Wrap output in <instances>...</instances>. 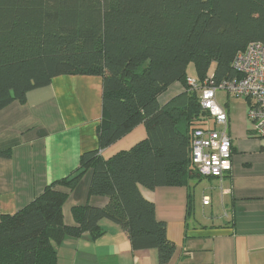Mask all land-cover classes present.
I'll use <instances>...</instances> for the list:
<instances>
[{"label": "trees", "instance_id": "obj_1", "mask_svg": "<svg viewBox=\"0 0 264 264\" xmlns=\"http://www.w3.org/2000/svg\"><path fill=\"white\" fill-rule=\"evenodd\" d=\"M250 43L264 45V0H0V111L25 105L29 92L59 76L99 77L103 89L98 148L83 152L70 175L25 207L0 215V264H56L64 240L101 237L102 220L121 228L133 251L153 249L158 264H169L175 245L139 189L184 187L200 178L190 140L208 120H200L206 114L189 92L188 68L199 81L209 74L216 84L239 79L232 63ZM176 83L182 93L161 104ZM139 125L144 140L101 157ZM89 170L88 195L107 205L72 208L75 225L66 226L68 193L56 188L72 191Z\"/></svg>", "mask_w": 264, "mask_h": 264}, {"label": "crops", "instance_id": "obj_2", "mask_svg": "<svg viewBox=\"0 0 264 264\" xmlns=\"http://www.w3.org/2000/svg\"><path fill=\"white\" fill-rule=\"evenodd\" d=\"M182 91L176 83L158 100L165 104ZM102 94L99 77L59 76L47 87L29 92L25 105L14 102L0 111V152L11 154L0 158V215L25 207L46 186L70 175L83 152L98 148ZM222 97L231 139V172L221 181L199 179L209 186L198 194L197 202L196 178L184 187L139 189L154 205L156 219L165 223L166 237L175 245L169 264H264V141L248 135L245 103ZM145 137L139 125L100 155L108 159ZM91 176L87 171L72 191L56 188L68 193L62 207L64 225H75L72 208L107 205L106 198L88 195ZM204 197L210 200L208 206L202 205ZM100 226L104 233L96 239L83 234L64 240L56 248V264H158L155 250L133 251L121 228L106 220Z\"/></svg>", "mask_w": 264, "mask_h": 264}, {"label": "built area", "instance_id": "obj_3", "mask_svg": "<svg viewBox=\"0 0 264 264\" xmlns=\"http://www.w3.org/2000/svg\"><path fill=\"white\" fill-rule=\"evenodd\" d=\"M232 68L239 79L216 84L209 74L203 81L193 76L186 79L189 92L196 95L208 126L193 131L190 140V160L196 175L202 179L223 180L231 172V139L227 134L228 119L217 96L247 99L248 135L264 141V45L250 43L238 53ZM208 197L202 205L208 206Z\"/></svg>", "mask_w": 264, "mask_h": 264}, {"label": "rangeland", "instance_id": "obj_4", "mask_svg": "<svg viewBox=\"0 0 264 264\" xmlns=\"http://www.w3.org/2000/svg\"><path fill=\"white\" fill-rule=\"evenodd\" d=\"M188 73H189V76H193V77H195V75H194V69L192 68V67H189L188 68ZM221 94H223V93H219L218 94V96H217V99H218V103L221 105V103L223 102V97L222 96H224V95H221ZM230 97V100L232 99V100H238V102H241L242 104H244L245 103V105L247 106V101L245 100V99H241V98H231L232 96H229ZM200 120L202 121V122H205V120H206V118L204 117V116H201L200 117ZM208 123V122H207ZM199 179H201V178H198V181H196L197 180V178L195 179V182H194V185H195V188H193V190H194V193H195V196H194V198H195V201L197 202L198 201V199H199V197H198V194L200 193V192H203L204 191V188L207 186H209V184H207V181H204V180H200L199 181ZM205 193H207V194H209V191H207V192H205ZM212 195H215V194H212ZM196 208H197V206H196ZM218 213H220V211L218 212Z\"/></svg>", "mask_w": 264, "mask_h": 264}]
</instances>
